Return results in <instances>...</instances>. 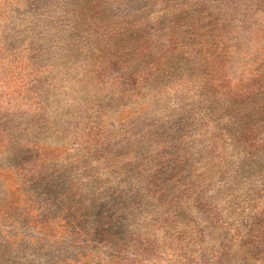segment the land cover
<instances>
[{
    "label": "rangeland",
    "instance_id": "obj_1",
    "mask_svg": "<svg viewBox=\"0 0 264 264\" xmlns=\"http://www.w3.org/2000/svg\"><path fill=\"white\" fill-rule=\"evenodd\" d=\"M0 264H264V0H0Z\"/></svg>",
    "mask_w": 264,
    "mask_h": 264
}]
</instances>
